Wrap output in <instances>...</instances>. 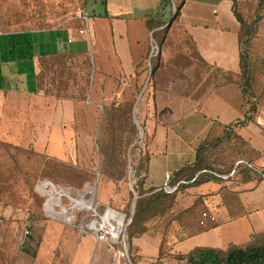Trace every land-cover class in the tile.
I'll return each instance as SVG.
<instances>
[{
    "label": "crops",
    "instance_id": "0c3cea01",
    "mask_svg": "<svg viewBox=\"0 0 264 264\" xmlns=\"http://www.w3.org/2000/svg\"><path fill=\"white\" fill-rule=\"evenodd\" d=\"M92 1L91 11L85 7L89 13L86 34H78L77 29H47L29 32L22 39L27 57L31 58L27 66L31 65L36 78L28 90L0 88V138L3 141L28 145L37 140V147H43L51 156L69 159L66 152L62 155L54 151L53 141L93 139L85 130L60 132L62 135H56L50 128L43 131L45 122L58 119L61 123L64 118L71 123L79 118L75 105L69 101L64 116L60 113L49 120L42 118V102L34 98L40 92V64L46 58L90 56L96 67L94 74L101 76L103 82L113 81L117 88L122 87L113 101L116 106L130 102L120 98L126 84L144 75L142 64L149 55L151 35L160 28L151 27L149 19H155L151 23L163 20L161 0ZM178 25L196 54L219 75L214 79L215 84L198 98L184 95L181 90L172 95L164 93L153 100L151 112L143 111L145 129L151 140L147 164L140 177L142 189L152 192L162 190L166 172L172 173L173 185L181 180V188L186 193L182 196L180 193L178 200L194 208L195 230L173 243L163 241L153 228L134 235L131 238L135 258L131 259L132 264H188L187 259L176 258V255L188 254L197 247L226 250L231 245L248 244L264 234V175L262 179L254 177L232 183L228 175L215 173L216 177L193 182L203 171L198 168L204 151L201 147L221 140L229 125L246 145L242 156L264 170V95L258 96L253 105L247 101L241 86L228 79L229 74L241 70V24L233 12V0H185ZM22 61L18 70L29 74L30 70ZM252 105L254 110H251ZM133 110L136 136L138 126ZM43 140L44 145L40 143ZM215 164L222 167L221 163ZM194 169L197 171L189 179L188 174ZM117 183L123 181L101 172V203L107 201V194L115 193ZM200 196L202 205L197 204ZM201 209L215 214L217 220L201 224ZM89 233L85 231L82 235L77 262L114 264L119 243L109 250L110 241L98 240L93 232ZM43 251L41 247L38 254Z\"/></svg>",
    "mask_w": 264,
    "mask_h": 264
},
{
    "label": "rangeland",
    "instance_id": "374dc122",
    "mask_svg": "<svg viewBox=\"0 0 264 264\" xmlns=\"http://www.w3.org/2000/svg\"><path fill=\"white\" fill-rule=\"evenodd\" d=\"M233 1V12L242 19L241 22L237 18L242 25L241 37L243 40L250 38L249 54L258 57L264 52V0ZM92 4V0H86L88 11ZM176 6V0L167 3L163 11L165 23L151 35L149 55L142 64L144 75L126 84L120 98L134 100L133 112L142 128L137 127L131 145L126 141L128 180L117 183L115 193L107 194L105 203H101V143L96 134L103 125L102 107L111 105L109 103L118 98L116 92L122 87L117 88L113 81L103 82L101 76L94 74L96 67L90 56H57L41 61L40 92L34 100L42 102V118L49 120L60 113L64 116L68 101L73 102L74 111L79 114V118L71 123L64 118L61 123L58 119L45 122L43 131L50 128L56 135H62L60 132L85 130L93 139L53 141L54 151L62 155L66 152L69 158L60 159L51 156L43 147H37V140L28 145H15L0 138V214L6 218L0 224V264H80L77 262L78 248L83 233L90 232L86 226L92 218L93 208L104 212L110 207L115 213L125 214L114 264H132L131 234L153 228L163 241L173 243L195 230L194 208L178 200L180 193L185 195L184 188L169 194L156 191L148 196L136 224L131 227L136 213V207L133 209L138 193L136 180L141 179L138 171L146 166L151 140L145 129L143 111L151 112L153 100L164 93L172 95L181 90L184 95L198 98L215 84L214 79L219 75L198 57L176 23L177 19L168 25L176 15ZM84 10L85 0H0V33L79 29L83 26ZM242 47L245 49V45ZM260 62L258 59L250 62V67L255 63L254 82L259 81ZM45 142L40 141L43 145ZM105 143L108 153L113 147L121 149L123 141ZM241 146L239 141L229 139L212 149L207 148L199 164L207 171L202 172L196 182L216 177L214 172L228 175L227 179L232 183L245 181L252 175L250 171L243 168L229 170ZM216 154L220 155L218 161L222 167L214 163ZM121 167L122 161L118 159L115 175L121 174ZM80 194H84L86 200L92 199L91 209L79 208ZM198 199L197 204L202 205V196ZM64 208L73 222L63 216ZM18 209L29 210L34 215L32 235L24 244L18 239L23 226L17 219ZM130 218L132 221L128 224ZM41 247L44 251L38 254ZM120 253L124 255L120 256Z\"/></svg>",
    "mask_w": 264,
    "mask_h": 264
},
{
    "label": "trees",
    "instance_id": "16d2710c",
    "mask_svg": "<svg viewBox=\"0 0 264 264\" xmlns=\"http://www.w3.org/2000/svg\"><path fill=\"white\" fill-rule=\"evenodd\" d=\"M170 2L171 0H161V9L164 10L167 3ZM184 2L185 0L183 1L181 0V2L180 0H176L177 9H176L175 19H177L176 20L177 24ZM85 7H86V0H85ZM236 18H238L242 22V19L238 15L236 16ZM175 19L173 20V22L175 21ZM154 20H155L154 18L149 19V23L151 27L161 26L165 23L164 20L156 23H151ZM241 30H242V25H241ZM29 32L32 31L0 33V88H7V89L11 88L14 90H28L29 84L34 82L36 75L31 65H29L30 67L27 66L28 65L27 60L31 58L27 57V51H25V45L22 40L24 36ZM240 33H239V41L241 45V64H240L241 70L237 74L235 73L229 74L228 79L237 82L241 86L243 92L245 93L247 101L254 105L256 102V98H258V96L260 95H264V52L259 53V55H257L258 57H256V55L253 53L249 54L248 48L250 46V38L243 40ZM2 38L5 39L6 42H3L4 40H1ZM243 45H245V49H243L242 47ZM198 57L204 60L201 56L198 55ZM256 59L261 61L260 64H258L260 67V69L258 70V76H259L258 82L253 81V77H255L254 76L255 63H253L252 64L253 66L250 67V62L252 63L253 60ZM21 61L24 62L25 63L24 66H27L28 69L30 70L29 74L28 73L22 74L20 73V70H18V66L20 65ZM5 73H7V75H5ZM133 105H134V100L128 102L125 105H119L118 107L114 102L111 103V105H107L103 107L104 109L103 117H102L103 125H101V129L98 132V137H97V139L101 143V172L117 181H123V183L128 180L126 175L127 166L125 161L126 149L128 145L126 141H130L129 145H131L132 144L131 141L135 139V134H134L135 130L132 124ZM253 105L251 106V110H254ZM229 139L232 141L233 140L239 141L242 145L238 157L236 158L233 165L230 164V168L231 169L243 168L245 170L250 171L252 175L249 176L246 180H249L254 177H258L262 179L264 175V170L257 167L252 161L248 160L246 157L242 156V153L247 150L246 145L241 140V138L233 132L231 125L225 127L224 136L217 143H215L214 145L212 144L211 146H208L206 148L201 147V149H203L204 151L202 153L203 154L202 160L199 162V164L202 163L207 148L212 149L214 146L218 144L220 145L223 141H228ZM102 141L104 142V144L102 143ZM105 141H123L122 148L117 149L116 147H113L111 151L107 153L105 148L106 145ZM102 146H104L103 148L104 150L102 149ZM219 157L220 155L216 154L215 157L216 160H214V163H221L220 161H218ZM118 159L122 161V167L120 171L121 174L115 175L116 174L115 167ZM199 164H198V168L203 170L202 172L207 171V169L201 167ZM128 167L130 168V165ZM142 171H138L139 177ZM196 171L197 169H194L192 172L190 171V174H188V178L190 179L191 177H193ZM201 173L197 177L194 176L195 177L193 180L194 183H196V181L200 178ZM215 173L216 172H214V174ZM141 184H142L141 179L136 180L135 187L139 194V198L136 203V213L133 222L131 224V227L134 224H136V221L138 220V216L140 215V212L145 204V200L147 199V197L156 192V191L152 192L153 190L144 191L142 189ZM175 184L177 185V189L175 191H178L183 183L181 180H178L175 181ZM158 191H162L164 193L169 194L165 190H158ZM175 191L171 193H174ZM2 217H3V221L0 224H2L6 219L4 216ZM138 233H134L130 235V245L133 250L134 248L131 244V238ZM176 258H180V259L185 258L187 259L188 264H264V234L253 238V240L250 243L245 245H231L226 250L219 248H212V247H197L188 254L176 255ZM134 259L135 258L132 255V261H134Z\"/></svg>",
    "mask_w": 264,
    "mask_h": 264
},
{
    "label": "built area",
    "instance_id": "2783aa9c",
    "mask_svg": "<svg viewBox=\"0 0 264 264\" xmlns=\"http://www.w3.org/2000/svg\"><path fill=\"white\" fill-rule=\"evenodd\" d=\"M82 20H83V26L79 29H77L78 34H86L88 32V26H89V13L85 9L83 11L82 15ZM260 122V120H258ZM172 173L171 172H166L164 175V182H163V187L161 188L162 190H165L166 192H173L177 189L176 185L172 184ZM93 214L92 218L89 220L87 223L86 228L93 232L98 240H103V241H110V247L109 250L113 248V245L119 243L121 234L123 233L124 226L122 228V231L120 232L119 236L117 237L115 232V220L110 218L106 219L104 218V215L110 207H107L104 212H99L96 208H93ZM84 209H79V211H82ZM17 214L20 216V220L22 221V230L18 234V239L21 243H26L27 240L31 237L32 235V226L34 222V215L31 211L29 210H24V209H19L17 210ZM202 220L201 224H205L206 220L210 221H216L217 217L215 214L210 213L209 211H203L202 213ZM96 219V223L94 226H88V224L93 220ZM3 221V217L0 214V223ZM120 255H124L123 253H120Z\"/></svg>",
    "mask_w": 264,
    "mask_h": 264
},
{
    "label": "bare ground",
    "instance_id": "6f19581e",
    "mask_svg": "<svg viewBox=\"0 0 264 264\" xmlns=\"http://www.w3.org/2000/svg\"><path fill=\"white\" fill-rule=\"evenodd\" d=\"M53 192H55L56 194H58L55 190H53ZM58 197V196H57ZM77 203L80 204V207L79 208H84L86 210H89L91 209L93 206H92V199L90 200H86L85 197H84V194H80V198L77 200ZM77 204V205H78ZM62 214L63 216L68 219L69 221L73 222V219L70 218L68 215H67V210L64 208L62 209ZM104 218L106 219H114L115 220V234L116 236L118 237L120 232L122 231V228H123V225L125 223V216L124 214L122 213H115L113 209H108L104 215ZM96 223V219H93L88 225L89 226H94Z\"/></svg>",
    "mask_w": 264,
    "mask_h": 264
},
{
    "label": "water",
    "instance_id": "95a60500",
    "mask_svg": "<svg viewBox=\"0 0 264 264\" xmlns=\"http://www.w3.org/2000/svg\"><path fill=\"white\" fill-rule=\"evenodd\" d=\"M175 16H176V15L174 14L173 17H172V19H171L170 22L168 23V25H170V24L173 22ZM135 111H136V110H135ZM134 119H135V122H136L137 126H140V128H142V126L140 125L139 120L136 118L135 113H134ZM138 198H139V194L136 193V194H135V200H134V203H133V209H134V210H135V207H136V201L138 200ZM124 216H125V214H124ZM131 221H132V218L129 219V223H128V224H130Z\"/></svg>",
    "mask_w": 264,
    "mask_h": 264
}]
</instances>
